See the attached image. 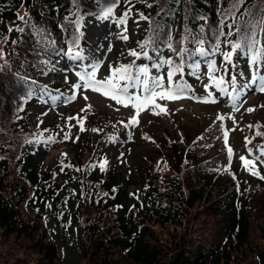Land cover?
I'll use <instances>...</instances> for the list:
<instances>
[{
	"label": "trees",
	"instance_id": "trees-1",
	"mask_svg": "<svg viewBox=\"0 0 264 264\" xmlns=\"http://www.w3.org/2000/svg\"><path fill=\"white\" fill-rule=\"evenodd\" d=\"M108 2L78 0L77 9L72 0H0L1 34L7 38L0 70V255L6 244L5 261L11 264H64L47 227L27 208L29 203L55 201L58 188L24 157L25 146L37 135L28 113L45 87L40 79L49 77L58 56L72 47L74 22L79 18V44H84V22L98 19ZM229 4L230 0H136L132 8L148 17L144 39L154 36L160 54L175 60L166 47L169 39L178 46L185 29L199 35L201 26L210 38L209 25L216 28ZM254 6L264 7V0H245L236 20L250 19L241 15L244 8L256 15ZM128 7L120 0L113 14ZM200 16L207 17L208 24ZM227 23H233L231 17ZM184 46L194 47L187 42ZM149 52L156 56L151 47ZM163 142L155 150L163 160L156 166L149 159L135 174L137 199L122 185L126 173L93 172L81 180L75 210L83 234L80 264H264V180L248 185L232 172L212 173L201 149H182L168 134ZM78 150L77 167L85 157L91 158L87 144Z\"/></svg>",
	"mask_w": 264,
	"mask_h": 264
},
{
	"label": "rangeland",
	"instance_id": "rangeland-1",
	"mask_svg": "<svg viewBox=\"0 0 264 264\" xmlns=\"http://www.w3.org/2000/svg\"><path fill=\"white\" fill-rule=\"evenodd\" d=\"M139 13L141 12L132 8V15L126 25L127 32H124V25L117 23L122 15L120 13L104 21L87 20L84 25L86 45L76 49L81 52L84 59L70 60L67 55L59 57L51 76L41 80L43 83H54L56 87L44 90L30 108L29 122L33 129L42 135L25 147L24 156L30 158L34 166L42 168L52 183L57 182L58 198L55 202L29 203L27 208L31 216L38 218L48 228L49 241L57 249L64 264L81 262L79 247L83 240L82 225L75 213L79 195L78 174H83L81 179H84L96 171L126 173L122 185H125L129 193L137 199L140 186L135 174L149 159L154 160L156 166L163 160L155 150L164 144L166 134L182 149L191 145L202 148L206 152L203 159L208 160L212 172L219 170L235 172L248 185L261 181L243 169L239 157L242 155L248 157V149H252L253 156H256L258 146L264 145L253 141V136L260 141L256 133L264 126V108L259 107L264 105V94L255 93L254 90L248 92L246 102L238 105L240 110H232L228 98L221 96L215 87L205 90L204 85L209 84V80L205 75L207 69L203 58L201 79L197 80L191 75L184 77L192 88L190 98L175 101L158 100L157 103L166 106L167 114L154 115L145 110L137 117L139 123L136 126L125 127L134 114L131 107L117 105L109 98L90 90L73 89V84L81 83L75 73L83 71L90 64H100L97 78H101L109 74V65L127 64L134 59L127 53L130 49L139 50L137 41H143L148 26V20H139ZM2 29L0 23V69L7 53V38L2 37ZM121 35H127L128 40H122ZM109 46L111 51L108 50ZM221 48L228 51L225 45ZM161 56L169 58L166 55ZM215 59L220 66L222 57L218 54ZM155 60L156 58L151 61L141 58L136 63L148 65L150 74L157 75L156 70L151 68ZM233 62L237 65L235 69L237 73L242 69L245 77L250 76L246 59L240 60L234 56ZM232 71L231 66H228L227 74L220 71L217 75H224L228 80ZM237 79L240 81L239 76ZM208 91L212 92L213 97L218 100L217 103L202 102ZM74 94L76 99L70 101L68 98ZM84 95L88 97L87 100L83 98ZM51 96H59L60 100L53 104ZM249 107H254L255 111L246 112L245 109ZM90 113L100 119L96 121ZM220 116L223 120L218 119ZM70 117L83 118L84 131L80 130L81 126L77 120L69 119ZM249 125L254 127L250 128ZM257 125L259 127H255ZM225 132L228 133L227 145ZM66 134L69 135V139H64ZM89 137L92 138V142ZM246 138L251 140L247 146ZM159 141L162 143L158 147ZM84 144L89 146L91 158L88 160V157H85L81 166L74 170L72 168L73 165L76 166L79 153L76 146ZM228 147L233 150L231 160L227 156ZM105 160L107 161L105 170L100 171L99 165ZM257 167L260 174L264 175V166L257 162ZM160 169L163 173V168ZM8 250L6 244L1 247L0 264H11L12 260L5 261Z\"/></svg>",
	"mask_w": 264,
	"mask_h": 264
},
{
	"label": "snow or ice",
	"instance_id": "snow-or-ice-1",
	"mask_svg": "<svg viewBox=\"0 0 264 264\" xmlns=\"http://www.w3.org/2000/svg\"><path fill=\"white\" fill-rule=\"evenodd\" d=\"M136 0H124V3L129 7L122 13L117 20L119 25H124V32H127V22L132 15V7ZM73 5L78 9V0H72ZM120 3V0H109L106 5L101 6V12L97 13V18L101 20L109 19L114 12L115 7ZM245 4V0H230L229 7L224 9L221 13V18L217 22L215 29L209 25L211 37H206L205 28H199V35H193L190 29H185V35L177 42L178 46H174L171 39H169L166 47L178 59H165L160 55L157 46V40L154 36H148L143 41H137L138 49H130L127 53L130 60L127 64H119L118 66L109 65V74L98 77L100 64L93 63L88 65L83 71H77L75 75L81 83L73 84V89L92 91L99 93L103 97L109 98L117 105L125 108L131 107L134 109V114L128 121L125 127L136 126L139 121L137 117L145 110L150 111L154 115L167 114L166 106L157 103L161 101H175L182 98H190L192 93L191 86L185 81V68L189 69L188 75L195 77L197 80L201 79V61L193 59L196 57L203 58L206 64V73L209 84H205L204 88L207 91L210 87H215L221 96L227 97L230 107L234 111H239V104L245 101L248 92L255 91V93L264 94V7L254 6L256 15L253 9L244 8L241 15H247L250 19L244 23L236 20V14L240 13L241 8ZM151 7L152 5H147ZM75 15V13H74ZM231 17L233 23H227L228 18ZM18 19L25 20V17L18 16ZM65 19H68L67 17ZM199 19L204 20L208 24V18L200 16ZM139 20H148L143 13H139ZM27 22V21H25ZM69 23H73L69 21ZM76 27L73 32L72 47H70L65 55L70 60H83L84 57L79 48V18L74 22ZM138 23V21H137ZM224 28L228 31L225 32ZM22 32L23 29L17 27L15 29ZM9 32L13 29L9 27ZM233 36L236 39H231ZM122 40L127 41V35H121ZM185 42L192 44L193 48L185 47ZM15 43V41H13ZM50 43H52L50 41ZM207 45V46H206ZM221 45H225L228 51H223ZM156 55V60L151 64V68L155 69L157 75H151L148 65H138L136 62L141 58L153 60L149 55V48ZM111 51V47L108 48ZM222 57V63L217 65L215 57L217 55ZM247 57V64L249 68V77H245L244 71L241 69L238 73L235 71L237 65L233 62V57ZM228 66L233 69L230 79L226 80L224 75H217L218 72L223 71L228 73ZM91 70H88V69ZM163 71V74L162 73ZM237 76L240 77L238 81ZM177 77H179L177 79ZM242 81V82H241ZM67 82V76L65 77ZM229 87L231 91H229ZM53 104L60 100L59 96L50 97ZM88 99L86 95L83 97ZM70 101L76 99V95L68 98ZM204 103H217L218 100L213 97L211 91L207 92V96L203 99ZM90 107V106H89ZM259 107L264 108V105ZM118 110V109H117ZM83 111V109L81 110ZM246 112L252 113L255 111L254 107L245 109ZM69 119H76L80 124V130L84 131L83 118L70 117ZM218 119L223 120L220 116ZM39 120V117H38ZM250 128L254 127L249 125ZM255 127H259L258 125ZM97 131V129H93ZM257 135L264 136V133L257 132ZM228 133L225 132V144L227 145ZM69 135H65L64 139H69ZM251 140L246 138V146L250 144ZM258 155L253 156L252 149H248V157L240 156L242 167L250 175L264 180V175H261L257 162L264 166V145L258 146ZM228 159L231 160L233 150L231 147L227 149ZM107 161H103L100 165V171L105 170Z\"/></svg>",
	"mask_w": 264,
	"mask_h": 264
}]
</instances>
